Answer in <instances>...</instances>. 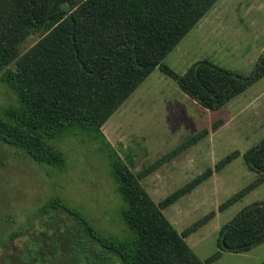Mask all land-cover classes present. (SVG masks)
Here are the masks:
<instances>
[{"label": "trees", "instance_id": "1", "mask_svg": "<svg viewBox=\"0 0 264 264\" xmlns=\"http://www.w3.org/2000/svg\"><path fill=\"white\" fill-rule=\"evenodd\" d=\"M218 1L0 0V81L16 96L13 104L0 107V142L48 175L67 167L62 140L82 136L96 145L117 186L123 224L114 233L102 230L81 209L54 197L38 207L27 226L0 240V264H211L221 252L245 253L264 243V203H257L220 229V252L201 260L186 238L204 221L180 234L163 209L207 181L213 170L157 205L141 183L143 175L133 172L103 133L157 68L209 111L222 109L264 78V52L250 77L207 60L181 76L163 63ZM34 33L41 39L21 54L20 45ZM198 140L192 137L184 148ZM239 156L228 155L215 170ZM243 158L258 179L224 206L264 183V139Z\"/></svg>", "mask_w": 264, "mask_h": 264}, {"label": "rangeland", "instance_id": "2", "mask_svg": "<svg viewBox=\"0 0 264 264\" xmlns=\"http://www.w3.org/2000/svg\"><path fill=\"white\" fill-rule=\"evenodd\" d=\"M41 37L40 33L29 36L20 45L21 54ZM263 52L264 0H219L163 63L181 76L207 60L250 77ZM15 99L0 81V107H8ZM103 133L133 172L143 175L141 183L157 205L213 170L207 181L163 209L180 234L204 221L186 238L203 261L220 252L218 234L225 224L246 208L264 203L263 183L234 205L224 206L258 179L243 155L264 139V78L222 109L209 111L157 68L107 121ZM192 137L199 140L184 148ZM82 138L60 142L67 167L51 175L0 142V240L27 226L38 207L54 197L81 209L102 230L114 233L123 228L121 201L109 164L96 145ZM235 152L240 153L237 159L215 170ZM211 264H264V243L245 253L221 252Z\"/></svg>", "mask_w": 264, "mask_h": 264}]
</instances>
